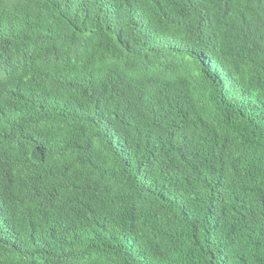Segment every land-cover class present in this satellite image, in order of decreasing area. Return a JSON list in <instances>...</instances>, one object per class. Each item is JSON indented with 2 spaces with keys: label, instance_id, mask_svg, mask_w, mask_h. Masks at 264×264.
<instances>
[{
  "label": "trees",
  "instance_id": "1",
  "mask_svg": "<svg viewBox=\"0 0 264 264\" xmlns=\"http://www.w3.org/2000/svg\"><path fill=\"white\" fill-rule=\"evenodd\" d=\"M0 264H264V0H0Z\"/></svg>",
  "mask_w": 264,
  "mask_h": 264
}]
</instances>
